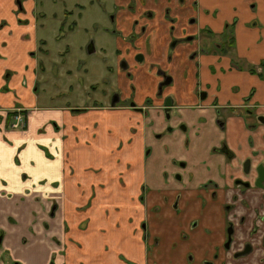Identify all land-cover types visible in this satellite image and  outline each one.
Instances as JSON below:
<instances>
[{"label": "crops", "instance_id": "1", "mask_svg": "<svg viewBox=\"0 0 264 264\" xmlns=\"http://www.w3.org/2000/svg\"><path fill=\"white\" fill-rule=\"evenodd\" d=\"M116 3L120 100L74 107L40 104L61 75L42 84L36 23L0 0V264H264V243L239 259L222 247L228 221L234 248L264 233L249 208L264 195V0ZM15 106L25 129L10 127Z\"/></svg>", "mask_w": 264, "mask_h": 264}, {"label": "rangeland", "instance_id": "2", "mask_svg": "<svg viewBox=\"0 0 264 264\" xmlns=\"http://www.w3.org/2000/svg\"><path fill=\"white\" fill-rule=\"evenodd\" d=\"M14 2L17 12L27 10L32 16V22L36 23L39 49L35 50V55L39 59V71L44 79L42 84L47 85L48 81H52V75L54 77L56 75L57 78L61 75L59 92L56 90L55 95H51L55 85L52 89H45V86L38 89L40 104H69L76 107L97 102L111 103L113 96L118 94L117 83L110 72V66L115 67L118 61L115 50L117 23L113 22L118 8L116 0H14ZM92 46L95 51L90 52ZM43 69L45 70L42 71ZM129 101L133 102L132 99ZM16 108L18 107H12L10 113L14 114L18 110ZM24 109H21V112L28 111ZM72 110L77 111L75 108ZM26 126L27 119L24 126L13 127L10 124L12 129H25ZM251 206L252 210L254 206H259L258 213L264 212V202ZM224 231L227 236V225ZM263 238L261 233L257 232L252 242L256 243V247L263 246V243L259 242L260 239L263 242ZM225 245L224 241L222 247L225 248ZM108 253L104 255L103 251L100 252V258L105 259ZM98 256L95 252L92 254L93 258L97 259Z\"/></svg>", "mask_w": 264, "mask_h": 264}, {"label": "flooded vegetation", "instance_id": "3", "mask_svg": "<svg viewBox=\"0 0 264 264\" xmlns=\"http://www.w3.org/2000/svg\"><path fill=\"white\" fill-rule=\"evenodd\" d=\"M192 38H193V36H191V35L187 37L188 40H191ZM223 42H224V41H223ZM235 44H236V43H235ZM207 46H208V49H209L210 45L208 44ZM213 47H214L217 51H219L220 53H226V52H224V49H225L224 43H217V44L213 45ZM92 48H94V47L92 46V47L90 48V52L93 51ZM202 48H203L204 51H206V49H207L206 45H203ZM227 49H228V48H227ZM142 58H143V56H142L141 54H139V55L136 56V59H138V60H142ZM128 64H129V63H128V61L126 60V58H122V59L119 60V65L122 66V67H124V68H126V67L128 66ZM124 65H125V66H124ZM161 74H162V76H163V80L161 81V83H163V82L165 81V76H164V74H166V73H165L164 71H161ZM166 75H167V74H166ZM167 77L170 78V82H169V84H170L171 81H172V77L169 76V75H167ZM161 83L159 84V92H158V94H160V90H162V92H161L160 95H162V93H163V87L166 86V85H163L162 89H160V85H161ZM167 85H168V84H167ZM203 93H205V92H203ZM201 95H202V94H201ZM117 96L120 97L119 94H115V95L113 96V99H114L115 97H117ZM113 99H112V100H113ZM150 101H151V99H149V98L146 99V103H148V102H150ZM111 102H112V101H111ZM133 102H134V101H133ZM131 103H132V102H131ZM133 107L136 108V103H135V102H134V106H133ZM221 149H226V150H227L226 145H224ZM251 160H252V159H251ZM247 182H249V181H241V183H243V186H244V187L246 186L245 183H247ZM261 185L264 186V182H262ZM259 201H260L261 203L264 202V195L260 197V200H259ZM226 208L228 209L227 211H228L229 213H231V212H233V211L236 209V205L233 204V203H231V204H227V205H226ZM249 208H250L251 211H253V213H254L255 215H264V212H263V213H262V212H259V213L257 212V211L259 210V206H257V207H253V210H252V206L249 205ZM251 213H252V212H251ZM229 228L232 229V234H231L232 240H231V242H230V247H229V248H227L226 245H225V248H226L225 251H226L231 257H233L234 259H239V258H241V257H244V256L250 254L254 249L257 250L259 247H262L261 245H260L259 247H256V243H255L254 241L252 242V238H253V236L255 235V233H257V232L261 233L262 237H264V233H262V232H261L260 230H258L257 227H256L257 230L254 231V232L252 233V234H254V235L252 236L251 239L244 241L239 247L234 248V244L238 242V239H237L236 234H235V232H236V227H235V223H234L233 221H228V224H227V236H226L225 243H227V241H228V239H229V235H228V229H229ZM1 241H2V236L0 235V242H1ZM259 242H260V243H264V238H263V242H262L261 239L259 240ZM248 244L251 245V251L248 252V253L245 254V255L237 256V254H238L239 252H242L244 249H246V246H247ZM207 263H208V264H213L212 261H206L205 264H207ZM14 264H21V263H19V262H15Z\"/></svg>", "mask_w": 264, "mask_h": 264}, {"label": "water", "instance_id": "4", "mask_svg": "<svg viewBox=\"0 0 264 264\" xmlns=\"http://www.w3.org/2000/svg\"><path fill=\"white\" fill-rule=\"evenodd\" d=\"M124 66H125V65H124ZM164 76H165V81H164L163 83H161V85H160V89H162L163 85H167V84H169V82H170V78L167 77L166 74H164ZM161 92H162V90H160V94H161ZM205 95H206V93H203L202 97H204ZM119 100H120V97H119V96L115 97V98L112 100V102H111L112 105H115L116 102H118ZM172 104H173V103H172V101L170 102V98H167V99H166V106H167V107H171ZM131 105L134 106V102H133ZM258 121L261 122V123H264V115L259 116V117H258ZM243 168H244V172H245L246 174H250V173L252 172V160H251V158H248V159H246V160L244 161V163H243ZM256 172H257V177H256L255 184H256L257 187H263V186L261 185V183L264 182V164H263V163H259V164L257 165V167H256ZM239 182H240V181H239ZM245 185L249 186L250 183L247 182V183H245ZM231 234H232V229L229 228V229H228L229 239H228V241H227V243H226V247H227V248L230 247V242H231V240H232ZM250 251H251V245L248 244V245L246 246V249H244L242 252H239V253L237 254V256L245 255V254H247V253L250 252ZM207 264H208V263H207Z\"/></svg>", "mask_w": 264, "mask_h": 264}, {"label": "trees", "instance_id": "5", "mask_svg": "<svg viewBox=\"0 0 264 264\" xmlns=\"http://www.w3.org/2000/svg\"><path fill=\"white\" fill-rule=\"evenodd\" d=\"M230 28V25L226 28L225 32L222 34L223 35V39H224V46H225V49H224V52H227L229 50V48H234L235 46V39H234V36L230 34V31H232V29L229 30V33H227V29ZM204 32H207L208 34H211V35H215V33H213L212 31H210L209 29H206L204 30ZM228 48V49H227ZM250 71H255V68H250Z\"/></svg>", "mask_w": 264, "mask_h": 264}, {"label": "built area", "instance_id": "6", "mask_svg": "<svg viewBox=\"0 0 264 264\" xmlns=\"http://www.w3.org/2000/svg\"><path fill=\"white\" fill-rule=\"evenodd\" d=\"M18 109L12 116V126L13 127H19V126H24L25 125V121H26V112L24 111L21 112V109H24V108H16ZM25 110V109H24Z\"/></svg>", "mask_w": 264, "mask_h": 264}]
</instances>
